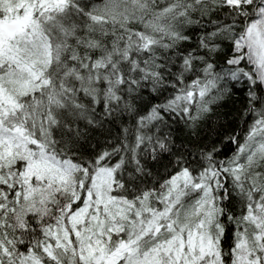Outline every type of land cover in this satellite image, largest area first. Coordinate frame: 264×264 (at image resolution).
<instances>
[{"label":"snow or ice","instance_id":"1","mask_svg":"<svg viewBox=\"0 0 264 264\" xmlns=\"http://www.w3.org/2000/svg\"><path fill=\"white\" fill-rule=\"evenodd\" d=\"M0 264H264V0H0Z\"/></svg>","mask_w":264,"mask_h":264}]
</instances>
